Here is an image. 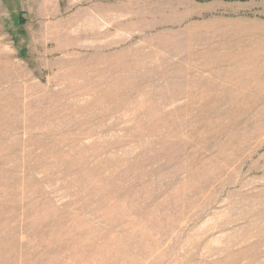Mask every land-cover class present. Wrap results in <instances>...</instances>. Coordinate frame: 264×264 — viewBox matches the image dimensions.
Instances as JSON below:
<instances>
[{"label": "rangeland", "instance_id": "rangeland-1", "mask_svg": "<svg viewBox=\"0 0 264 264\" xmlns=\"http://www.w3.org/2000/svg\"><path fill=\"white\" fill-rule=\"evenodd\" d=\"M0 264H264V0H0Z\"/></svg>", "mask_w": 264, "mask_h": 264}]
</instances>
